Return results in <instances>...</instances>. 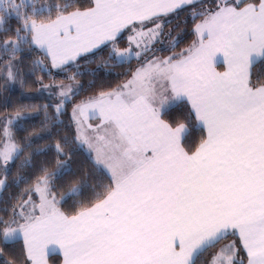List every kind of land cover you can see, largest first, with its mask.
Here are the masks:
<instances>
[{"label":"snow or ice","instance_id":"obj_1","mask_svg":"<svg viewBox=\"0 0 264 264\" xmlns=\"http://www.w3.org/2000/svg\"><path fill=\"white\" fill-rule=\"evenodd\" d=\"M192 3L93 0V6L80 9L73 3L0 0V31L10 18L21 21L17 38L4 44L13 54L22 45H35L59 68L110 44V58L118 65L144 61L126 83L73 110L74 118L77 111L92 110L113 129L111 138L98 137L96 144L76 137L109 181L73 184L62 198L92 188L88 206L79 201L71 215L57 208L55 196L47 198L46 173L35 189L41 194L39 215L25 201L11 217H0L3 242L23 238L32 264H46L45 255L57 250L63 251L64 264H197L230 234L239 236L247 264H264V83L250 81V68L264 63V0L243 6L242 0H222L215 9L195 13L205 17L194 29L198 40L166 58L145 59L159 24L136 31L128 48L117 46L123 29ZM45 13L47 21L39 20ZM218 53L228 65L223 73L214 67ZM35 63L43 67L42 61ZM7 78L14 81L11 71ZM60 95L57 114L70 99L68 92ZM182 104L189 105L188 123L163 118ZM22 118L18 113L16 119ZM194 131L206 136L194 150L186 149ZM56 149L66 155L59 144ZM21 152L18 145L5 144L0 163L6 166ZM60 168L57 175L70 171L66 164ZM211 264L243 260L233 242L215 253Z\"/></svg>","mask_w":264,"mask_h":264},{"label":"trees","instance_id":"obj_2","mask_svg":"<svg viewBox=\"0 0 264 264\" xmlns=\"http://www.w3.org/2000/svg\"><path fill=\"white\" fill-rule=\"evenodd\" d=\"M257 0H242V5ZM40 3H73L76 8L85 9L93 6V0H40ZM222 0L195 1L194 3L170 13L164 17L166 23L161 32V39L156 42L147 53L148 59L152 52L169 55L170 51L179 53L191 44L195 37V27L204 18L196 16L208 9H215ZM232 3V2H229ZM241 5V6H242ZM74 8L69 9V11ZM3 15V13H0ZM48 15L44 14L39 20L47 21ZM52 18H55L53 12ZM5 31H0V143L2 140L1 118L5 114L19 112L22 119L14 122L12 126L18 146L22 149L19 158L11 161L4 173L5 184L0 187V217L5 219L13 214V210L23 205L22 201L31 197L33 202L38 200L35 192L37 181L46 173L51 177L53 190L62 193L65 188L74 183H90L86 172H91L90 177L98 183H109L107 176L99 172L89 159L85 150L77 145L75 123L71 117L72 108L83 99L91 95L114 89L127 79L132 72L143 63V60L133 59L131 63L118 65L110 58L111 45L104 44L96 50L79 56L73 62L58 67L53 66L49 56L39 47L31 44L22 45V50L13 52L5 50V41L17 38L15 29L21 27V21L15 17L8 19L3 25ZM22 35L24 33H21ZM172 38L179 41L175 47H162L164 42ZM125 36L117 39L118 44H124ZM42 61L43 67L35 62ZM10 66V67H9ZM11 69L14 81L7 78V71ZM49 80L71 81L78 80L80 89L73 94L71 99L63 104V110L57 114L55 105L61 100L55 94H49L39 90V85ZM250 81L252 85L264 83V63H256L250 70ZM189 105L182 104L173 112L164 115L169 122L188 123ZM191 126V125H189ZM206 136L205 131H194L185 142V148L194 150L200 140ZM59 144L64 154L57 152L56 145ZM39 150V151H38ZM30 164L24 165L25 160ZM68 165L70 171L63 175L56 173L61 171L60 165ZM3 176L0 167V180ZM100 191V189H97ZM92 192L85 189L82 196L73 197L67 201L59 202L60 208L66 214H74L81 207L79 201L88 202ZM23 201V202H24ZM231 235L226 238H230ZM225 238V239H226ZM220 243V242H219ZM217 244L206 251L198 260L197 264H207L212 251ZM0 264H27L25 244L22 238L13 243L5 244L0 237ZM239 257L244 261L245 255L239 244ZM52 264H59L60 257L51 255Z\"/></svg>","mask_w":264,"mask_h":264},{"label":"rangeland","instance_id":"obj_3","mask_svg":"<svg viewBox=\"0 0 264 264\" xmlns=\"http://www.w3.org/2000/svg\"><path fill=\"white\" fill-rule=\"evenodd\" d=\"M199 1H201V0H199ZM206 1H213V0H206ZM15 2L19 3L20 0H15ZM228 2L234 3V0H228ZM166 21L167 20L164 19V18H161V19L159 18L157 20H154V22L146 23V24H143V25H133V27L128 29V31L124 34L125 35V39H124L125 43L124 44H120V46L125 45V47L124 48L120 47V49L123 50V49L129 47V37L135 35L136 31L143 30L144 32H147L148 29H153L156 24H159L161 27H160L158 38H155L154 40L151 41V48L155 47L156 42L159 39H161V32H163V30H164V25H165ZM133 29H135V31ZM174 41H175V39L172 38L170 41L164 42L162 44V47L169 46V45H171V47H172V44H173ZM187 47H185L183 50L187 49ZM152 53L153 54H151V56H149L150 58H148V59H152L153 56L158 57V58H166V57H161L162 54H160V53H156V52H152ZM174 53H177V52H174V51H170L169 52L170 55H173ZM9 71H12V70L11 69L9 70V67H8L7 73ZM124 83H126V82H124ZM124 83H122V84H124ZM61 85H64L66 87L61 88L60 87ZM117 88H118V86L116 88L112 89V90H115ZM79 89H80V82L78 80L61 81V82H58V81H55V80H49V81L43 82V83H41L39 85V90H43V91H45V92H47V93H49L51 95L55 94V96L58 97L60 100L62 99V97L60 95L61 92H68L69 96H70V99H71L73 93H77L79 91ZM112 90H110V91H112ZM99 94L88 96L87 98L83 99L80 103L76 104L71 110V117H72L73 121H75V123H76L75 124L76 137L79 135L82 139H87L89 142H91L93 144L97 143V138L98 137H104L105 139L111 138V136L113 134L112 127L110 125H108L107 123L103 122L102 118L98 114L93 115L92 114V110H85L83 113H81L80 111H77L76 114H75V118L73 117V110L77 107V105H82L84 102L88 101L90 98L98 97ZM18 113L19 112H15V113H12V114H5L1 118L2 140H1V143H0V151L4 150L5 144L14 143V144L18 145L17 142H16V139H15V136L13 134V130H12V126H13L14 122L16 121V117H17ZM20 116H21V114H20ZM80 120H82V121H80ZM83 122H85V123H83ZM84 124H87L89 126L85 125L86 126L85 127ZM6 131H7V136L5 134ZM77 145L81 146L78 141H77ZM82 148L87 153L86 146L82 147ZM93 154H95V153L93 152ZM10 163H11V161L6 166H4L2 163H0V167H1L2 172H3V176L1 177V180H4V178H5L4 177V173H5L6 169L9 167ZM63 164H64V161H63ZM65 164H66V161H65ZM90 173H91L90 171L86 172V174L88 175V177L90 179L89 185L95 186L96 183H95L94 179L90 177ZM50 177L51 176L49 175V185H48V187L51 190V195H47V194L46 195H47L48 199H52V196H55V199L57 201L56 207L60 208L59 202L66 195V193L69 191L70 187L73 184H71V186H69L68 188H65V190L62 191V193H58V192H55L53 190ZM39 180L37 181V183L35 185V189H36V187H37V185L39 183ZM74 184H79V183H74ZM85 189L90 191V192H92V188L85 187ZM35 192H36V194H38V200L36 202H33V199L31 197L27 198L25 201H31V204H29L28 207L31 208L32 204H34L36 206V208H37L36 212H39L38 208H39V205L41 203V194L39 192H37V191H35ZM23 201H22V204L25 202V201L24 202ZM18 208H19V206H18ZM18 208H17V210H18ZM233 242L235 243L234 240L231 241V242H228V243H226V242H224L223 244L221 243L222 245L219 246L217 248V250L213 254L211 253L212 255L209 257L208 264H211L212 257H213V255L215 253H217L226 244H230V243H233Z\"/></svg>","mask_w":264,"mask_h":264},{"label":"crops","instance_id":"obj_4","mask_svg":"<svg viewBox=\"0 0 264 264\" xmlns=\"http://www.w3.org/2000/svg\"><path fill=\"white\" fill-rule=\"evenodd\" d=\"M194 1H197V0H194ZM248 3H252V2H247V3H245V4H248ZM243 6V5H242ZM170 14V13H169ZM168 15V14H167ZM167 15H160L158 18H156L155 20H157V19H161V18H164L165 16H167ZM203 20H201L198 24H200L201 22H202ZM46 22V21H45ZM146 23H150V22H145L144 24H146ZM135 25H139V24H135ZM133 27V25H130L129 27H127V28H125V29H123L122 31H121V33L119 34V36H121L123 33H124V31L125 30H127V29H130V28H132ZM75 33H73V35H74ZM118 36V37H119ZM117 37V38H118ZM198 40V37H197V35H196V33H195V37H194V39H193V41H192V43H191V45L189 46V48L193 45V42L194 41H197ZM102 45H104V44H102ZM102 45H99L97 48H99V47H101ZM38 47V46H37ZM120 47H122V48H124L125 46H120ZM119 47V48H120ZM97 48H95V49H93L92 51H94V50H96ZM42 51H44L43 49H41ZM91 51V52H92ZM45 52V51H44ZM83 54H86V53H83ZM83 54H80V55H78L76 58H78L79 56H81V55H83ZM48 56H49V58L51 59V55L50 54H47ZM168 56H171V55H161V57H168ZM75 58V59H76ZM74 59V60H75ZM73 60H69V61H66L64 64H66V63H69V62H72ZM51 62H52V59H51ZM63 64V65H64ZM214 67H215V70L217 71V72H221V73H223V72H225V71H227V68H228V65H227V62L226 61H223L222 60V53H218L217 54V57H216V61H215V64H214ZM136 70V69H135ZM134 70V71H135ZM250 70H251V68H250ZM133 71V72H134ZM132 75V74H131ZM131 75L126 79V80H124L122 83H124V82H127L128 80H130L131 79ZM130 78V79H129ZM122 83L120 84V85H122ZM119 85V86H120ZM108 92V91H107ZM80 121H82V120H80ZM77 122V121H76ZM74 123H75V121H74ZM83 123H85V122H83ZM76 124V123H75ZM89 126V125H87V124H84V126ZM85 126V127H86ZM88 128V127H87ZM94 155V154H93ZM1 186V185H0ZM57 208H59V207H57ZM60 210H61V208H59ZM62 211V210H61ZM36 215H39V212H36ZM234 236H236V238H233V239H231V240H229L228 242H231V241H233V240H235L236 242V247L240 244L241 245V247L243 248V246H242V243H241V240H240V238H239V236L238 235H234ZM22 240L24 241V239L22 238ZM226 242V241H225ZM228 242H226V243H228ZM24 244H25V241H24ZM222 244H223V242H222ZM222 244H220V245H222ZM25 249H26V246H25ZM244 250V249H243ZM26 254H27V250H26ZM244 254H245V259H244V264H247V255H246V251L244 250ZM51 255H58L59 257H60V262H59V264H64V256H63V251L62 250H57L56 252H54V253H47L46 255H45V260H46V264H52L51 263V260H50V256ZM28 257V256H27ZM27 264H32V262H31V260L28 258V263Z\"/></svg>","mask_w":264,"mask_h":264}]
</instances>
